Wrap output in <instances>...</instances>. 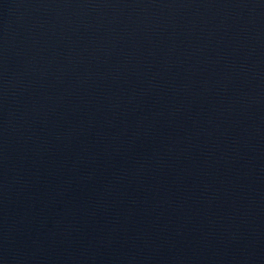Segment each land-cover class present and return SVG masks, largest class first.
<instances>
[{
    "label": "water",
    "instance_id": "obj_1",
    "mask_svg": "<svg viewBox=\"0 0 264 264\" xmlns=\"http://www.w3.org/2000/svg\"><path fill=\"white\" fill-rule=\"evenodd\" d=\"M0 264H264V0H0Z\"/></svg>",
    "mask_w": 264,
    "mask_h": 264
}]
</instances>
